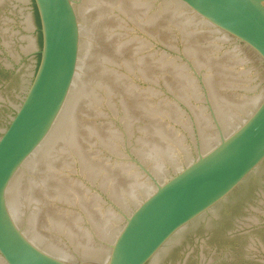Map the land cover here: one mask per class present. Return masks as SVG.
<instances>
[{
	"label": "water",
	"instance_id": "water-1",
	"mask_svg": "<svg viewBox=\"0 0 264 264\" xmlns=\"http://www.w3.org/2000/svg\"><path fill=\"white\" fill-rule=\"evenodd\" d=\"M0 264H264V0H0Z\"/></svg>",
	"mask_w": 264,
	"mask_h": 264
},
{
	"label": "trees",
	"instance_id": "trees-1",
	"mask_svg": "<svg viewBox=\"0 0 264 264\" xmlns=\"http://www.w3.org/2000/svg\"><path fill=\"white\" fill-rule=\"evenodd\" d=\"M36 16H37V12H36ZM37 18H38V16H37Z\"/></svg>",
	"mask_w": 264,
	"mask_h": 264
}]
</instances>
